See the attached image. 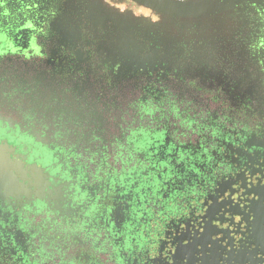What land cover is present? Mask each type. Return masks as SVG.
Here are the masks:
<instances>
[{
    "label": "flooded vegetation",
    "instance_id": "1",
    "mask_svg": "<svg viewBox=\"0 0 264 264\" xmlns=\"http://www.w3.org/2000/svg\"><path fill=\"white\" fill-rule=\"evenodd\" d=\"M256 18L207 62L91 2L0 0V264H23L11 242L27 264H264Z\"/></svg>",
    "mask_w": 264,
    "mask_h": 264
},
{
    "label": "rangeland",
    "instance_id": "2",
    "mask_svg": "<svg viewBox=\"0 0 264 264\" xmlns=\"http://www.w3.org/2000/svg\"><path fill=\"white\" fill-rule=\"evenodd\" d=\"M95 6V16L110 23L121 36L160 38L168 44L212 62V58L238 49L257 27L258 11L249 0H81ZM90 6V5H89ZM264 9L260 12L264 19ZM263 13V14H262ZM264 28V25L263 27ZM264 31V29H263ZM236 52V51H234ZM214 59V58H213ZM220 59L217 60V62ZM113 212V211H112ZM89 219L88 226L93 227ZM9 240V237H8ZM11 242L16 256L27 264L21 243Z\"/></svg>",
    "mask_w": 264,
    "mask_h": 264
},
{
    "label": "crops",
    "instance_id": "3",
    "mask_svg": "<svg viewBox=\"0 0 264 264\" xmlns=\"http://www.w3.org/2000/svg\"><path fill=\"white\" fill-rule=\"evenodd\" d=\"M249 2H253V6L258 8V11H253L254 15L260 14V12H262V9H264V0H249Z\"/></svg>",
    "mask_w": 264,
    "mask_h": 264
},
{
    "label": "trees",
    "instance_id": "4",
    "mask_svg": "<svg viewBox=\"0 0 264 264\" xmlns=\"http://www.w3.org/2000/svg\"><path fill=\"white\" fill-rule=\"evenodd\" d=\"M93 217H94V215H93L91 212H89V213L86 215L85 219H84L85 224H88L89 219L93 220ZM94 228H95V224L93 225V227H91V231H93ZM91 231H90V232H91Z\"/></svg>",
    "mask_w": 264,
    "mask_h": 264
}]
</instances>
